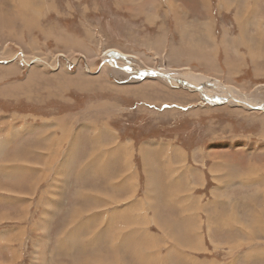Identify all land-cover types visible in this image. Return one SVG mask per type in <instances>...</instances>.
I'll return each mask as SVG.
<instances>
[{"label": "rangeland", "instance_id": "1", "mask_svg": "<svg viewBox=\"0 0 264 264\" xmlns=\"http://www.w3.org/2000/svg\"><path fill=\"white\" fill-rule=\"evenodd\" d=\"M22 2L28 10L34 7L28 20L38 37V50L22 45L25 53L12 56L11 68L7 69L12 73L3 84L0 82V94L2 89L15 92L0 95V117L8 119L10 130L13 121L24 120L22 113H29V118L35 120L32 112L45 108L63 112L110 102L112 129L122 140L116 141L120 156L123 158L128 151L125 147L129 144L123 142L132 143L134 150L128 152L133 153V160L127 159L141 174V189L133 205L139 208L135 216L138 233L136 239L126 237L131 221L125 228L113 230V220L120 213H131L127 211L130 203L123 200L130 198V191L121 185L117 191H107L102 183L90 179L77 149L83 146L78 140L83 135L76 132L73 136L63 129L61 139L71 147L53 163L54 155L46 157L42 166L38 158L28 157L30 163L36 162L35 166L26 163L27 170L22 174L20 165L11 166L10 158L2 161L8 166H0L5 169L0 172V264H238L235 259L249 249L243 234L249 229L246 219L257 220L260 228L253 229V233L264 231V41L256 38L258 70L254 69L249 48L237 43L243 58L235 56L236 62L240 65L243 61L236 72H227L225 64L226 72L212 66L207 70L198 64L201 56L197 47L212 43L205 37L202 23L209 19L195 0H154L155 9L153 4H145L150 15L137 13L132 2L125 0H33L35 5L29 0ZM209 5L218 45L214 60L222 66L227 60L224 48L230 53L235 50L233 42L223 46L225 37L239 39L243 27V43V38L254 35L255 29H264V0H209ZM237 8L245 10L242 22L248 19L249 23L240 24L235 15ZM179 16L184 17L182 24L176 21ZM184 28L188 30L186 36L180 32ZM259 30L258 34L262 32ZM69 31L81 41L66 36ZM249 37L246 40L252 43ZM158 38L160 46L156 44ZM174 48L184 55L180 60L190 65H182L180 60L170 62L168 54ZM198 76L199 81H195ZM4 77L0 76V81ZM37 100H48L50 105H33ZM4 124L0 120L2 127ZM107 130L112 134L113 130ZM180 147L184 154L174 155ZM107 151L96 147L92 155L104 154L105 162ZM60 157L62 168L58 170L55 164ZM17 167L13 176L11 171ZM153 175L157 181L150 185ZM22 182L37 184L38 189L25 188L21 194L17 185ZM89 182L92 190L86 189ZM147 187L154 189L152 195L148 193L152 196L149 200ZM220 189L229 192L232 204L227 205L228 199L220 195L224 193ZM100 190L104 193L103 205ZM149 202L154 204L149 206ZM232 207H237V217L227 215L235 213ZM76 210L80 223L85 217L84 226L81 232L70 233L79 226H71ZM188 227L194 234L198 228L199 237L195 234L192 238L193 233L189 236ZM257 236L260 239L254 242L262 245L256 251L264 256V234ZM64 240L69 244H61ZM121 241L123 245L117 249L116 243ZM200 241L201 249H195ZM241 242L243 245L237 247ZM133 246L138 253H130ZM69 247L71 251L74 247L71 254L67 253ZM181 250L185 254H175ZM242 264L260 262L257 258L244 259Z\"/></svg>", "mask_w": 264, "mask_h": 264}, {"label": "crops", "instance_id": "2", "mask_svg": "<svg viewBox=\"0 0 264 264\" xmlns=\"http://www.w3.org/2000/svg\"><path fill=\"white\" fill-rule=\"evenodd\" d=\"M29 2H31L35 5L33 0H29ZM33 10H34V7H29V10H28V7L26 5H22V0H0V66H1L0 67V76H5L0 81L2 84L8 77H10L9 74L12 73V70L7 71V69L11 68L10 63H12V59H11L12 56L17 57L18 55L25 53V49L22 47V45H28V49L38 50V43H37L38 37L36 36L35 29H32V27H30L29 23H31V22H29V20H28L30 18V14L32 15V13H30V11H33ZM133 10H135V9H133ZM135 11L139 14L140 13H142V14L147 13L145 11H139V10H135ZM182 12L183 11L179 10V13H182ZM159 13H160V11H159ZM187 13L190 14V11H188ZM163 14H167V13L163 12ZM169 15H170L169 17H171L172 13L169 12ZM146 19H147V21L149 20V15ZM84 20H86V17H84ZM35 22H37V21L34 20L33 23H35ZM31 32H33V33L29 37ZM163 32L165 33V31H163ZM164 33H162L161 36H163ZM66 36H69L71 38H76L78 41H81V39L78 37V35L73 34L72 31H69L66 34ZM161 38L165 39V35ZM82 39L85 41V37H83ZM241 43L242 42H239V44H241ZM14 47L17 48L16 49L17 51L15 53H14V49H15ZM155 48H157V47H155ZM80 49H83V47ZM158 49H159L158 51L161 52L160 48H158ZM224 50H225V53L226 52L228 53V50L226 48H224ZM218 52H219V47H218ZM13 53H14V55H13ZM183 63H185V62L180 60V64L183 65ZM7 64H9V66L6 67L5 65H7ZM198 64L201 65L203 68H206L202 64H200V63H198ZM224 64L225 63L223 62L222 66H220V65L217 66V63L215 62V65H213L214 66L213 68H216V66H217V68H219L220 70L225 71L224 68L226 67V71L228 72L227 66L225 64V67H224ZM184 65L187 66L190 64L187 62ZM209 68H206V69L208 70ZM1 72L3 75L1 74ZM29 79L30 80L32 79L31 75H30ZM20 85L22 86V83H20ZM2 90L3 91H1V92H4V91L5 92L7 91L9 93L15 92L14 90H10V89H5V90L2 89ZM26 92H27L26 90L22 91V93H26ZM49 103L50 102L48 100H46V101L37 100L35 103H33V105H47V107H48L50 105ZM103 103H110V102H107V101L106 102H98V104H96L95 106L90 105V106L81 107V108L74 109V110L68 109V110L63 111V112L61 111V109H58L55 107L54 108H45V110H43L42 112H39V113L32 112L31 115L35 120H32L29 118V115H28L29 113H27V114L22 113L25 115L24 120L21 119V121H19V122H17V120H15L16 123H15V121H13L12 128L10 130L7 128L8 119H6V118L3 119L2 117H0V120L5 123L4 127H2L0 125V166L1 167L2 166L3 167L8 166L7 164L2 163V161L4 160V158H10V160H12L11 166L20 165L19 168L22 169L21 173L23 174L27 170V168H26L27 164L26 163L29 162V158H34V157L39 159V163L42 166L45 164V158L46 157L48 158V156L51 157L52 155L55 156L56 150L58 152V153L57 152L56 153L59 155L61 152H64L65 150H67L68 148L71 147L70 145H66L67 141H62V139H61L65 133V132L63 133V129L65 131L67 130L68 132H70L73 136H75L76 132H79L80 130L84 129V130L80 131V134H79V135H83V136H80L78 138V140L82 142L83 146H77L78 154H80V157L84 161V163H83L84 169L83 170H85V173H87V172L90 173V175L92 176L90 179H94L96 182L99 183V185H100V183H102L101 187L104 190L109 191L112 189V191H116L122 187V188H125L128 192L130 191V194H131L130 198H125L123 200L126 203H130L127 205V207H128L127 211L128 212L131 211V213H129L127 216H125V214H124L122 217H121V214H119L118 215L119 218L117 220L116 219L113 220V223H115V224H113L112 228H113V230L116 227L119 228L120 226H123L125 228L127 226V224L131 221L130 226L128 224L129 232L127 233L126 237L130 238V239L131 238L136 239L138 231H137V228L135 225V223H136L135 216H136L137 210L139 208L138 207L133 208V205H134V203L137 202V199H138L137 193L141 189V174L135 168L134 164L131 161V160H133V153L131 155V160H128L127 158H121L120 152L117 151V148H114V146H111L113 144V142L111 139H109L110 133H108V130H107V128H109L110 130H113L112 129L113 124H112L111 118L109 117V107L110 106L105 107V108H98ZM91 108H93V109H91ZM30 124H31V127H29ZM63 124L65 125V127ZM85 128L87 129V131L85 130ZM31 130H36V131L33 132ZM109 132H111V131H109ZM100 133L102 136L100 135L98 137V135ZM112 134H114L117 137V141H120V143H122L121 136L115 130L112 131ZM88 136H89V138H87ZM33 138H35V142H31V140ZM89 139L91 141H89ZM50 141H51V143H50ZM57 142H58V144H57ZM126 143L129 144L130 149L134 150L132 143L123 142V144H126ZM96 146H97V149L99 146L100 150L104 149V148H107L111 152H113V150H115L114 152L117 156L115 154H113L114 152L112 153L113 156L111 158V164L110 165L106 166V165L102 164L99 160L100 158H98L99 155H97V156H96V154L94 156L92 155V153L96 150ZM73 147L75 148V146H73ZM80 147H83L82 151L80 150ZM52 148L54 151L51 153L50 151ZM177 149L179 150L180 148H177ZM178 150H176L174 152V155H179ZM56 157H57V155H56ZM87 160H89V161L87 162ZM120 160H121V162H120ZM124 160H125V162H124ZM60 161H61V157L58 159L57 163L55 164V167L57 166L56 168L58 170H60L62 168V167L60 168ZM35 163L36 162L32 161L30 164L35 166ZM79 163L81 164V161ZM113 166H115L116 168ZM3 169L1 168L0 172H2ZM17 169H18V167L14 168L11 171L13 176H14L13 171H15ZM112 169L114 170L113 172H112ZM75 170H77V169L75 168ZM79 170L81 171V169H79ZM31 171H33V170H29V173ZM57 173H58V171H57ZM58 174H61V171H59ZM16 180H18V179H16ZM19 181H23V179L20 178ZM36 181H37V179H36ZM40 181L43 182L42 180H40ZM26 182H27V180H26ZM26 182H22L20 185H17V186H21V187L30 186L29 182L28 183H26ZM31 182H33V181L31 180ZM53 184L54 183L52 182L50 190H53V186H54ZM118 184H122L120 188H118ZM34 188L38 189V185L36 184L34 186ZM74 188L77 189L76 186H74ZM28 189H33V185H31ZM86 189L87 190L93 189V186L90 182H89V185H87ZM97 189H100V188H97ZM97 189H95V190H97ZM220 192H224V193H221L220 195H224V197H226L228 199L229 204L227 203V205H230L233 203L232 196L229 194V192H225L222 189H220ZM100 194H101V201H102L101 205H103L104 204V200H103V194L104 193H102V191H101ZM122 194H125V193H122ZM73 195L75 196L76 193H73ZM147 195H148V193H147ZM125 196H127V195H125ZM152 203L153 202H149V205ZM123 205H125V204H123ZM255 205L259 206L258 204H255ZM84 206H85V204H84ZM130 207H132V208H130ZM255 208L260 209V207H255ZM149 210H150V208L148 207V213H149ZM232 210L236 213L237 207L236 208L232 207ZM150 213H151V211H150ZM231 214L227 213V215H229V216ZM229 216H225V218H230ZM231 217H232V215H231ZM88 220H89V218H88ZM229 229L233 230L234 228H229ZM240 231H242V230H240ZM102 232L103 233L106 232L105 227L102 228ZM229 232H231V231H229ZM197 233H200V230H198ZM243 234L246 237V243L249 244L248 245L249 249L246 250L245 254L240 255V256H238L237 259H235L237 261V263L242 264V261L244 259L246 261H248V260L257 258L259 260L260 264H264V256L262 255V253L258 252V250L256 251V249L258 247L261 248V245H262L260 242L259 243L254 242L258 237L255 235L256 233H253L250 230H247V231H243ZM104 235H103V237H104ZM183 235H185V233H183ZM252 235H254V236L250 237ZM120 237L121 236H117L116 238L118 239ZM259 239H260V237H259ZM64 242H65V244H69V242H67L65 240H64ZM122 242L123 241L116 243L117 249H120V247L123 245ZM186 242L189 243L187 240H186ZM198 243H200V244L194 245V247H195V249L197 248L200 250L202 247V244H201L202 241L197 242V244ZM251 243H253V244H251ZM242 245L243 244L241 242L240 244H238L237 247H241ZM61 247H63V246H61ZM73 250L74 249L72 248V251H71L70 247H69L67 249V253L71 254L73 252ZM185 252L186 251L181 250L180 252H175V254H182L183 255V254H185ZM130 253H132V254L138 253L137 247L133 246L132 251H130ZM184 256L190 257L189 255H184ZM70 257H72V256H70ZM137 257H138V255H137ZM191 260H193V257ZM102 262L103 261H100L99 263L100 264H109L108 262H106V263H104V262L102 263ZM64 264H66V263H64ZM182 264H184V263H182Z\"/></svg>", "mask_w": 264, "mask_h": 264}, {"label": "bare ground", "instance_id": "3", "mask_svg": "<svg viewBox=\"0 0 264 264\" xmlns=\"http://www.w3.org/2000/svg\"><path fill=\"white\" fill-rule=\"evenodd\" d=\"M23 1V0H22ZM126 2L127 1H129V2H132V8L133 9H137V10H139V11H145V12H147L146 14H151L152 12L150 11V10H148L146 7H145V4H153V6H154V3L155 2H157V1H155V2H153L152 0H148V2H146V0H143V1H139V0H125ZM195 2H196V5L198 6V7H201L202 9H203V11L204 12H206V15H207V17H208V19L209 20H206V21H203L202 23H205V34H206V36L205 37H207V39L210 41V42H212L211 43V45H202V46H198L197 47V52H198V54H200V56H201V58L200 59H198V62L200 63V64H202L201 62H203L204 64H205V67L206 68H209V67H214L213 65H215V61H214V57H215V55H216V51H217V43L215 44V37H214V33H213V20H212V17H211V15H210V5H209V0H195ZM162 3V2H161ZM22 4L23 5H26L24 2H22ZM158 4V3H157ZM172 4H174V3H172ZM147 6V5H146ZM157 6V5H156ZM156 6H154V9L156 8ZM152 7V6H151ZM151 9V8H150ZM153 9V8H152ZM199 9V8H198ZM205 9V10H204ZM198 11V10H197ZM36 12V11H35ZM243 12H245V10L242 8H237V10H236V18H237V20H240V24H245V23H249V21H248V19H245V21L244 22H242V20H243ZM208 14H209V16H208ZM250 14H252V12H250ZM36 16V15H35ZM37 17H39V14H37ZM177 19H176V21H178L180 24H182V22L184 21V20H182V19H184V17L183 16H179V17H176ZM182 18V19H181ZM256 20H254V22H255ZM260 21H261V19H260ZM256 23V22H255ZM257 23H258V20H257ZM262 23V22H261ZM185 27H187V25H184ZM203 26H204V24H203ZM260 26H262V25H260ZM260 26H258L259 28H261ZM178 27V26H177ZM188 28V27H187ZM187 28L185 29H181L180 30V32H182V34H186L187 35V33H188V30H187ZM263 28V27H262ZM200 30V29H199ZM257 30H259V29H257ZM257 30L255 29V33H254V35H251L250 37H249V40H251V41H253L252 43H249L247 40H246V38H248V37H245V38H243V43H241V44H244V47L246 48V49H248V53H249V55L251 56L252 55V58H253V63H255V61L257 60L256 58V55L258 54V52H259V50L256 48V45L258 44L257 42H256V38L257 39H259V40H263L264 41V29L263 30H259V31H262V32H260L259 34L257 33ZM204 33V32H203ZM246 32L245 31H243V27H242V29H241V36H240V38L238 39L237 37H229V36H227V38L225 37V36H223V37H225V39H223L222 41H223V46L225 45V44H228L229 42H233V43H235V50L233 51V53H230V52H228V53H226V66H228V71H229V73H233V72H236L238 69H239V67L241 66V64H242V61L243 60H241V62H240V65H239V62H236V57L235 56H239V57H241V58H243V56H241L240 54H239V48H238V45H239V42H241V37H242V34H245ZM185 35V36H186ZM229 35V34H228ZM200 36H202V35H200ZM247 36V35H246ZM227 40H228V42H227ZM236 43L238 44V45H236ZM156 44H157V46H160V38H158L157 40H156ZM263 44H264V42H263ZM246 45V46H245ZM195 46H197L196 44H193V47H195ZM226 46V45H225ZM211 47V48H210ZM231 54H233V56H232V58H231ZM184 55H182V52L179 50V49H172L171 51H170V53L168 54V59L170 60V62H174V61H179L180 59H182V57H183ZM186 56V55H185ZM262 56V55H261ZM231 58V59H230ZM211 67V68H212ZM216 68H217V66H216ZM254 69H256V70H258V66H256V63L254 64ZM38 72V71H37ZM33 73V72H32ZM31 73V74H32ZM1 74H2V72H1ZM7 74V73H6ZM34 74V73H33ZM3 75V74H2ZM30 75V74H29ZM38 75V74H37ZM32 76V75H31ZM28 77V76H27ZM203 77H205V76H203ZM43 78V77H42ZM198 78H199V76L197 77V79L195 80V81H199L198 80ZM207 79V78H206ZM96 80V79H95ZM37 81H38V79H37ZM36 81V82H37ZM208 81V80H207ZM206 82V81H205ZM210 82V81H209ZM75 83H77V82H75ZM195 83V82H194ZM99 86L101 85V84H98ZM104 85V84H103ZM16 86V85H15ZM21 85L19 84V85H17L16 87L18 88V87H20ZM33 86V85H32ZM65 87V86H64ZM88 87V86H87ZM4 88V87H3ZM84 88H85V86H84ZM2 89V88H1ZM15 89V88H14ZM19 89V88H18ZM5 90V89H4ZM27 90V89H26ZM3 91V90H2ZM28 91V90H27ZM5 92V91H4ZM4 92H2V93H4ZM7 92V91H6ZM5 92V93H6ZM1 93V94H2ZM0 94V95H1ZM6 95H7V93H6ZM5 96V95H4ZM103 104H105V103H103ZM106 105V104H105ZM112 105V104H111ZM109 106V103L106 105V106H104V108L105 107H108ZM119 106V105H118ZM101 107H103V106H101ZM94 108V107H93ZM93 108H91V109H93ZM98 108H100V107H98ZM96 109V108H95ZM195 112V111H194ZM85 120V119H84ZM95 121V120H94ZM56 122V121H55ZM65 122V121H64ZM61 124V123H60ZM73 124V123H72ZM64 125V124H63ZM44 126V125H43ZM42 126V127H43ZM64 127H65V125H64ZM66 129V128H65ZM86 129V128H85ZM108 129V128H107ZM59 130V129H58ZM99 130V129H98ZM97 130V131H98ZM82 131V130H81ZM107 131V130H106ZM80 132V131H79ZM106 133V132H105ZM109 133V132H108ZM98 134V133H97ZM101 135V133L98 135V137ZM110 135V137H109V139H115V140H113L112 142H113V146H114V148H117V151L118 152H121L120 151V146L118 147V143L116 142L117 141V137L116 136H114V135H112V134H109ZM102 136V135H101ZM78 137H79V135H78ZM105 137V136H104ZM108 137V136H107ZM106 137V138H107ZM103 138V137H102ZM104 139V138H103ZM108 139V140H109ZM47 140V139H46ZM52 140V139H51ZM77 140V139H76ZM110 140V141H111ZM108 142V141H107ZM50 143H51V141H50ZM117 143V144H116ZM57 144H58V142H57ZM50 145V144H49ZM97 147V146H96ZM98 148H99V146H98ZM53 149V148H52ZM180 149H181V151H179V155H183L184 153H183V150H182V148L180 147ZM125 150L127 151H131V149H130V146L128 145V146H126L125 147ZM45 151V150H44ZM54 150H52V151H50L51 153L53 152ZM115 150H113V152H114ZM126 152V155H123L122 157L124 158V156L126 157V158H129V157H131V153H129V152ZM56 152H57V150H56ZM55 152V156L53 157V161H52V163L56 160V158L58 157V152L56 153ZM113 152H106V159H105V162L102 160V158H103V156H104V154H97V155H99V157L98 158H100L99 160H100V162L102 163V164H104V165H106V166H108V165H110L111 164V158H112V156H113V154H115V152L113 153ZM113 153V154H112ZM21 154V153H20ZM56 155H57V157H56ZM116 155V154H115ZM117 156V155H116ZM145 156V155H144ZM21 157V156H20ZM25 157V156H24ZM144 158V164L146 163L147 164V162H146V160H145V157H143ZM20 159V158H19ZM149 159V158H148ZM51 160V159H50ZM128 160H130V159H128ZM127 160V161H128ZM113 161V160H112ZM116 161V160H115ZM152 161V160H151ZM22 162V161H21ZM24 163V162H23ZM50 163V162H49ZM14 164V163H13ZM153 164H156V162H155V160H153ZM221 164V163H220ZM225 164V163H224ZM130 165V164H129ZM146 166V165H145ZM113 167H115V166H113ZM108 168V167H107ZM106 168V169H107ZM116 168V167H115ZM24 169V168H23ZM3 170H5V169H3ZM110 170V169H109ZM39 171V170H38ZM202 172V171H201ZM36 173V172H35ZM80 177V176H79ZM126 177V176H125ZM122 180V179H121ZM151 181H152V183H150V185H155V183H156V181H157V177L155 176V175H153V177L151 178ZM236 182H234V184H235ZM245 183V182H244ZM234 184H231V186H233ZM36 185V184H35ZM35 185H33V188H34V186ZM120 185H122V184H118V186H120ZM137 185V184H136ZM20 190H21V194H24V192L22 191L23 189H25V188H29L30 186H28V187H21V186H17ZM19 190V191H20ZM117 191V190H116ZM154 191V189H152V188H149V187H147V193H149V194H151L152 195V192ZM149 194L147 195V199L149 200V199H151L152 198V196H150L149 197ZM127 197V196H126ZM110 198V197H109ZM117 198V197H116ZM115 198V199H116ZM155 198H157V197H155ZM10 199V198H9ZM111 199H113V198H111ZM118 201V200H117ZM120 201H118V203H119ZM122 202V201H121ZM154 204V203H153ZM153 204H150L149 206H152ZM194 204V203H193ZM193 204L191 205V206H193ZM114 205V204H113ZM135 205V204H134ZM185 206H187V205H185ZM159 207V206H158ZM190 207V206H189ZM116 208V207H115ZM132 208V207H131ZM89 209V208H88ZM121 209V208H120ZM187 209H189V208H187ZM155 210H158V209H155ZM143 212V211H142ZM88 214V213H87ZM116 214V213H115ZM122 216L124 215V214H122V213H120ZM235 214V215H234ZM232 213L231 215L234 217V216H236L237 215V213ZM79 211L78 210H76V212L72 215V220H71V222H73V224L71 225V226H73V225H76V224H78L79 226H75L76 228H74V229H71V230H69L70 231V233H71V231L73 232L74 230L76 231V232H81L80 230L83 228V226H84V223H83V221H84V218L85 217H82V219H81V223H80V221H79ZM113 215V214H112ZM156 215V214H155ZM121 216V217H122ZM250 216V215H249ZM237 217V216H236ZM254 217V216H253ZM252 217V218H253ZM88 218V217H87ZM92 218H95V217H91V219ZM254 218H256V217H254ZM231 219V218H230ZM94 221V220H93ZM86 222V221H85ZM164 222V221H163ZM75 223V224H74ZM92 223V222H91ZM245 223V222H244ZM246 227L247 228H249L248 230H250L251 232L253 231L254 232V230L253 229H255V228H260L259 226H258V224H257V220L255 219H253V220H251V221H248L247 219H246ZM87 227V226H86ZM106 228V227H105ZM190 229V227H188L187 228V231H188V233H189V236H190V234L191 233H193L192 232V230L190 231L189 230ZM85 230V229H84ZM197 231H198V228H197V230H196V232H195V234H197V237H199V235H200V233H197ZM101 232V231H100ZM105 233V232H104ZM194 233L193 234H191V237L193 238V236H194V238L196 237V235H195ZM261 234H264V231H262V233H260V234H255L256 236L257 235H261ZM71 235V234H70ZM170 236V235H169ZM73 237V236H72ZM108 237V236H107ZM73 238H75V237H73ZM259 238V237H258ZM95 241H96V239H95ZM92 242V241H91ZM98 242V241H97ZM62 244H64L65 242H61ZM99 243V242H98ZM123 243V242H122ZM71 244V243H70ZM101 244V243H100ZM178 244V243H177ZM95 246V245H94ZM183 246V245H182ZM181 246V247H182ZM74 248V247H73ZM90 248H91V246H90ZM232 248H234V247H232ZM197 249V248H196ZM144 252H146L145 250H144ZM141 253H142V251H141ZM151 254H153V253H151ZM155 255V254H154ZM153 255V256H154ZM52 260V259H51ZM166 262V261H165ZM103 263V262H102ZM104 263H106V262H104Z\"/></svg>", "mask_w": 264, "mask_h": 264}]
</instances>
